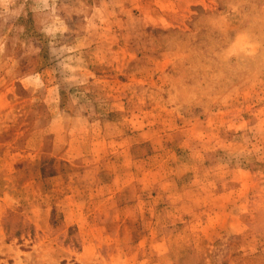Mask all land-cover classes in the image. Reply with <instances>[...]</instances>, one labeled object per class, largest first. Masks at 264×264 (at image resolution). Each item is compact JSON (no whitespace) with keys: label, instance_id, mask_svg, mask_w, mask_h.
I'll list each match as a JSON object with an SVG mask.
<instances>
[{"label":"rangeland","instance_id":"1","mask_svg":"<svg viewBox=\"0 0 264 264\" xmlns=\"http://www.w3.org/2000/svg\"><path fill=\"white\" fill-rule=\"evenodd\" d=\"M0 264H264V0H0Z\"/></svg>","mask_w":264,"mask_h":264}]
</instances>
